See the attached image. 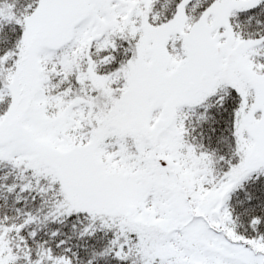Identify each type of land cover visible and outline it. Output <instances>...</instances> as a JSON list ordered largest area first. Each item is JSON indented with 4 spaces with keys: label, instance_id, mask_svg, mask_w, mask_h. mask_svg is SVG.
<instances>
[{
    "label": "snow or ice",
    "instance_id": "1",
    "mask_svg": "<svg viewBox=\"0 0 264 264\" xmlns=\"http://www.w3.org/2000/svg\"><path fill=\"white\" fill-rule=\"evenodd\" d=\"M0 264H264V0H0Z\"/></svg>",
    "mask_w": 264,
    "mask_h": 264
}]
</instances>
